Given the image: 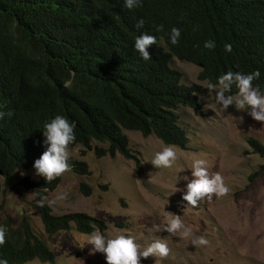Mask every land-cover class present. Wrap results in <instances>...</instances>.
Listing matches in <instances>:
<instances>
[{"label": "trees", "instance_id": "16d2710c", "mask_svg": "<svg viewBox=\"0 0 264 264\" xmlns=\"http://www.w3.org/2000/svg\"><path fill=\"white\" fill-rule=\"evenodd\" d=\"M144 21L137 28L139 20ZM163 26L162 31L157 28ZM180 29L173 45L171 29ZM157 37L145 61L134 48L143 33ZM215 41L214 49L204 47ZM232 45V52L225 50ZM173 56L199 66L198 78L216 83L229 70L261 76L253 82L264 93V0H0V190L1 177L34 168L46 150L44 125L62 115L75 123V142L97 156L136 158L123 129L155 134L165 144L186 147L180 121L182 103L202 111L198 83H186L170 64ZM235 87L232 95L236 94ZM12 115L8 116L7 113ZM247 142L264 158V145ZM70 168L88 173L72 156ZM41 177L21 179L37 193L54 189ZM81 189L88 193L84 182ZM48 236L72 224L81 232L106 229L104 220L84 211L54 213L35 204ZM7 229L0 259L21 264L32 259L55 262V254L28 217L0 221Z\"/></svg>", "mask_w": 264, "mask_h": 264}, {"label": "rangeland", "instance_id": "374dc122", "mask_svg": "<svg viewBox=\"0 0 264 264\" xmlns=\"http://www.w3.org/2000/svg\"><path fill=\"white\" fill-rule=\"evenodd\" d=\"M170 64L182 73L186 83H198L202 111L182 103L180 121L187 130L186 147L177 145L178 159L171 168H156L151 160L165 144L155 134L143 136L138 130L123 129L135 158L97 156L93 148L77 144L69 148L70 156L87 163L88 173L70 168L59 177L54 189L44 191L52 211L57 214L84 211L105 221L101 232L114 236L120 231L132 235L141 250L156 239L167 241V258L141 257V264H264V158L248 144L252 138L264 145V122L248 115L249 109L235 105L225 111L208 96L207 81L199 79V66L173 56ZM235 95V94H234ZM243 117V121L240 118ZM206 159L210 173L220 172L230 188L228 195L192 208L182 199L187 183L193 179L192 163ZM39 179L35 169L15 171L1 177L0 221L10 215L29 218L33 228L42 233L55 254V262L32 259L21 264H107L104 254H93L87 244L89 235L72 224L48 236L36 207L37 193L21 179ZM90 188L85 193L80 183ZM67 193V198L56 197ZM48 203V202H47ZM49 204V203H48ZM180 215L193 229V237L204 236L207 246L192 245L166 231H157L165 212Z\"/></svg>", "mask_w": 264, "mask_h": 264}, {"label": "clouds", "instance_id": "9594fccd", "mask_svg": "<svg viewBox=\"0 0 264 264\" xmlns=\"http://www.w3.org/2000/svg\"><path fill=\"white\" fill-rule=\"evenodd\" d=\"M141 6V0H125V7L129 9ZM144 21L141 19L137 22V28H142ZM163 26L157 28L162 31ZM181 36L180 29L173 27L169 34L170 42L176 45ZM157 44V37L147 32L135 38L134 48L141 57L147 61L151 59L148 49ZM215 41H206L204 47L207 49L215 48ZM225 50L232 52V45L225 44ZM261 73L256 70L251 73L235 72L229 70L220 75L216 83H207L206 89L208 96L215 95V101L227 110L229 106L235 105L237 110H246L250 108L248 115L258 122H264V93L259 87H254L253 82L259 79ZM235 87L236 94L232 95ZM5 113L0 112V119H3ZM11 116L12 113H7ZM243 121V117L240 118ZM43 144L46 150L34 161L35 175L43 177L47 183L52 182L57 177L62 176L70 170V151L69 146L75 140V123L70 122L66 117L57 115L50 122L44 125ZM178 159L175 145L164 146L161 151L155 153L151 163L156 168H171ZM192 176L186 186V192L182 199L187 202L188 206L196 208L203 201L211 202L213 197L221 198L229 194L230 188L226 185L225 179L220 172L210 173L208 162L203 158L194 159L192 166ZM67 198V193H62L56 197L57 200ZM49 205L54 201H48L47 196H42L37 202L38 206L44 207L45 203ZM157 231H166L170 235L178 236L180 239H189L193 237V229L187 226L180 215L172 212H165L161 225H156ZM95 229L88 237L87 244L93 246V254L102 253L105 256L107 264H141V257L167 258L171 249L167 241L156 239L147 247L141 250L140 245L132 235L120 231L114 236H108ZM7 229L0 226V246L6 243ZM192 245L207 246L210 241L204 236L192 238ZM0 264H9L7 259H0Z\"/></svg>", "mask_w": 264, "mask_h": 264}]
</instances>
